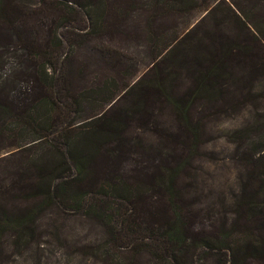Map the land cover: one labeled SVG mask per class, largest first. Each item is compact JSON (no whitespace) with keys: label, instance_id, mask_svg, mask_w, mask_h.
Masks as SVG:
<instances>
[{"label":"trees","instance_id":"1","mask_svg":"<svg viewBox=\"0 0 264 264\" xmlns=\"http://www.w3.org/2000/svg\"><path fill=\"white\" fill-rule=\"evenodd\" d=\"M187 2L58 0L61 14L40 21L41 33L33 29L29 37L17 36L24 55L15 73L0 83V135L14 134L10 147L22 148L23 162L6 172L0 182V237L9 233L14 236L13 244H28L24 236L38 228L45 211L65 214L88 209L105 228L111 227L114 218L120 222V233L112 230L104 243L82 247L105 263L116 261L117 242L123 240L132 242L133 249L143 246L137 249L136 259L144 255L148 264H189L193 257H179L188 252L185 248L216 250L226 258L224 264H264V115H258L254 127L237 128L226 135V143L234 148L230 159L237 170L238 190L230 189L222 200L227 209L222 221L213 210L204 217L202 207L197 211L189 208L179 177L184 164L171 161V156L163 158L170 143L184 138L180 143L184 151L199 149L222 117L264 107L263 94L254 92L257 81L264 85V40L258 35L250 38L254 28L238 10L234 23L239 33L246 29L249 34L244 33L245 37L236 36L216 20L182 33L179 16L192 9ZM72 14L80 17L74 19ZM133 14H150L162 21L179 17V24L171 27L173 36L164 40L151 65L167 55L162 63L175 66L174 73L186 71L189 86L182 94L164 86L172 76L166 68L158 82L137 94L143 77L130 86L132 77L124 73L121 86L110 92V80L96 83L92 72L73 68L76 50L68 39L76 41L80 32L84 42L102 41L106 32L119 36L136 23L130 22ZM74 23L80 27H73ZM81 75L90 76L86 89L75 88L73 77ZM129 98L132 116H149L154 112L151 107L166 106L171 126H157L145 117L131 120L125 110L116 112ZM101 111L105 112L99 117L74 127ZM152 127L165 138L163 142L152 144L142 137ZM18 134L22 136L19 141L14 138ZM149 191L153 195L148 200ZM19 194L32 200L30 209L11 210ZM193 219L203 228H213L208 232L211 236L189 233L187 223ZM141 232L147 234L143 239Z\"/></svg>","mask_w":264,"mask_h":264},{"label":"rangeland","instance_id":"2","mask_svg":"<svg viewBox=\"0 0 264 264\" xmlns=\"http://www.w3.org/2000/svg\"><path fill=\"white\" fill-rule=\"evenodd\" d=\"M57 1L0 0V83L15 73L20 57L24 55L23 51H19L20 44L17 36L23 37L26 35L29 37L33 29L37 33H41L39 28L40 21L48 22L53 17V14H61L58 12ZM187 3L189 8L192 9L185 14H181L179 16L181 19L179 17L176 19V17L172 16V20L162 21L150 14H133V19L130 22L136 23L123 29L119 36L115 34L113 36L110 32H106L102 40L104 43L102 44H100L102 42L100 39L84 42V35L80 32V34H77L76 41L68 39L70 43L72 40L73 49L76 50L73 68L75 71L81 69L82 73L84 71L87 73L92 72L91 78L95 79L96 83H104L110 80L107 84L110 92H114L116 87L121 86L124 80V73L132 77L129 82L130 86L143 77L142 84L135 90L136 94L140 89L148 86L151 88L156 81L158 82L162 76L161 70L166 68L169 72L168 76H172L171 79L166 78L164 86H171L175 94H182L183 90L189 86L186 71L180 70L178 71L179 74H177L174 73L177 70L175 66L170 68L165 63H162L167 59V55L162 59H160L162 56L159 57L151 65L152 59L161 49L162 44L164 45V40L173 36L171 27L174 23L179 24L177 22L178 19L184 28L183 32L181 31L182 33L187 32L199 23L205 27L216 20L225 24L227 28L229 27L236 36L242 35V37H245L247 34L245 35L244 33H248L246 29L241 34L234 23V14L237 15L235 10H238L246 18V23L252 24L254 28V32L248 33L250 38L252 39L254 35H258L259 39L264 40V0H189ZM200 7L203 10H199ZM14 11H16V14H14ZM208 12L210 20L209 15L206 16ZM204 16H206L205 23L203 21ZM72 17L77 19L80 16L72 14ZM8 19L13 21L14 26H10ZM186 20L187 24H185ZM73 27L80 26L74 23ZM44 35L45 33L42 36ZM82 41L83 43H81ZM37 42L44 44L41 40ZM68 46L71 47L69 43ZM106 50L109 53L105 54ZM110 53H113L119 59H114L116 57L111 58L109 56ZM154 64L157 65L153 67L154 70H151ZM73 79L75 88L86 89V81L90 80V76H75ZM103 87L104 85L98 88ZM129 87H126L120 94L123 95ZM254 92H259L264 97V85L260 86L257 81ZM132 95L130 94V97ZM129 99L123 100L115 111L122 112L125 110L131 120L145 117L149 118L152 124L157 126H160L159 124L164 127L171 126V114L166 106L157 104L151 107L154 112L152 114L149 113V116H141L139 111L140 116H132L130 111H134L131 109L133 104L131 98ZM104 112H98L92 117L77 122L74 127L97 118ZM238 112L219 119L214 132L211 136H207L204 139V143L199 149L194 148L192 151L190 149L184 151L180 145L184 138H181L176 144L170 143L164 150V159L171 156V161L184 164V170L179 177L185 188L186 199L191 204L189 208L192 211H197L202 207L204 217L209 210H213L214 215L222 221L227 211L226 204L222 203V200L225 196L226 198L228 197L230 189L238 190L235 179L237 170L230 159L234 148L226 143L227 133L237 128L254 127L258 122V115H264V107L258 109L250 108L248 111H243L242 114ZM153 130L154 127L151 128L150 132H143L142 137L152 144L163 142L165 138L162 139ZM13 132L16 133L17 131L13 130ZM13 136L14 134L10 132L0 135V182L7 177L6 172L13 170L15 166L23 162V157L20 154L22 151H19L22 148L10 147V144L14 141H12ZM14 138L15 140L18 138L19 141L22 136L18 134ZM174 148H176V151H171ZM242 172H244V169H242ZM215 192L218 194L214 196ZM151 195L153 194L149 191L147 193L148 200ZM0 196H2V192ZM31 205L32 200L25 199L23 194H19L17 199L11 203V210L30 209ZM107 210H109L107 214H111L112 210ZM89 212L88 209L75 213L66 212L65 214L52 209L45 211L37 223L38 228L34 232H27L24 236V241L28 244L24 242L13 244L14 236L12 234L2 235L0 237V264H109L103 262L102 259L92 257V250L90 249L89 253L84 252L82 247H92V245L96 246L104 243L112 230L119 232L120 222H118L117 218H114L110 221L111 227L108 225L105 228L98 221V217L93 216ZM5 213L8 214L7 212ZM199 222L196 219L189 223L186 222L189 233L198 234V237L204 236L205 233L211 236L208 232L212 231L213 228H203ZM217 224L219 225V223ZM144 225V223L141 224L139 229L143 230ZM144 236H147V234L145 235L144 232H141L140 238L143 239ZM131 243L123 240L117 242V259L114 263L148 264L144 255L139 260L136 259L137 249L143 246L133 249L130 247ZM123 245H128V247ZM136 245L137 243H135L134 247ZM185 249H188V252L181 253L182 256L179 255V257H193L189 264H224L226 259L223 255L218 254L216 250L208 252L204 249Z\"/></svg>","mask_w":264,"mask_h":264}]
</instances>
